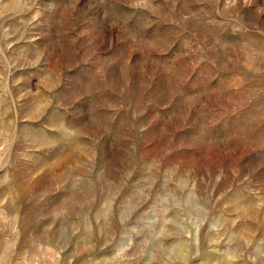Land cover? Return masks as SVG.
<instances>
[{
  "label": "rangeland",
  "instance_id": "obj_1",
  "mask_svg": "<svg viewBox=\"0 0 264 264\" xmlns=\"http://www.w3.org/2000/svg\"><path fill=\"white\" fill-rule=\"evenodd\" d=\"M0 264H264V0H0Z\"/></svg>",
  "mask_w": 264,
  "mask_h": 264
}]
</instances>
